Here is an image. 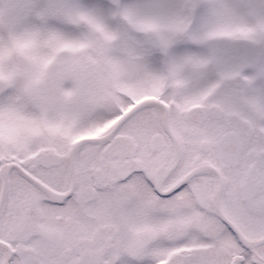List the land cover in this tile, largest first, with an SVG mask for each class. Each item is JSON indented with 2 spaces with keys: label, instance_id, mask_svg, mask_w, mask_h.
<instances>
[{
  "label": "snow or ice",
  "instance_id": "snow-or-ice-1",
  "mask_svg": "<svg viewBox=\"0 0 264 264\" xmlns=\"http://www.w3.org/2000/svg\"><path fill=\"white\" fill-rule=\"evenodd\" d=\"M0 264H264V0H0Z\"/></svg>",
  "mask_w": 264,
  "mask_h": 264
}]
</instances>
